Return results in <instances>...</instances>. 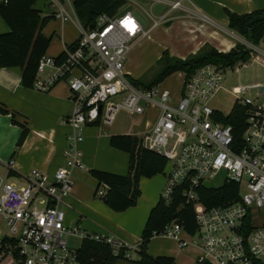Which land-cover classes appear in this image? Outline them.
I'll list each match as a JSON object with an SVG mask.
<instances>
[{
	"label": "built area",
	"instance_id": "2783aa9c",
	"mask_svg": "<svg viewBox=\"0 0 264 264\" xmlns=\"http://www.w3.org/2000/svg\"><path fill=\"white\" fill-rule=\"evenodd\" d=\"M49 1L56 7V17L71 21L63 6L69 0ZM181 1L172 2L170 8L180 9ZM127 6L114 16H98L93 27L84 28L77 21L78 38L71 50L66 49L61 63L45 55L40 58L33 89L46 92L57 82L67 83L73 107L65 123L71 132L63 164L51 176L32 170L20 179L23 185L9 182L1 172H10L14 160L0 158V221L9 230V235L0 236V259L9 257L17 264H85L65 239L80 237L108 246L113 255L123 251L122 259L132 261L131 253L137 247L123 244L112 234L85 235L78 228L68 229L60 206L74 185L73 172L85 171L78 146L85 128H108L119 112L140 116L155 109L159 111L157 120L152 130L141 135L140 144L167 160L163 200L168 202L177 186L185 183L189 187L184 196L194 209L196 225L193 234L177 223L160 235L172 239L179 249L196 248L198 263L264 264V221L253 224L264 218V82L231 91L234 104L247 108L240 140H235L231 125L217 121L228 114L209 105L221 90L226 72H237L255 56L264 58V52L243 40L250 60L234 67L207 63L189 75L183 73L178 98L159 84L137 87L124 72L125 58L165 16L141 17L134 8L126 10ZM202 20L208 22L205 17ZM260 65L264 69V63ZM47 68L53 73L39 79ZM249 90L256 92L254 100L244 98ZM220 174L219 187L233 182L238 195L207 209L198 202L193 188H207L205 184ZM95 195L104 197L105 188Z\"/></svg>",
	"mask_w": 264,
	"mask_h": 264
},
{
	"label": "crops",
	"instance_id": "0c3cea01",
	"mask_svg": "<svg viewBox=\"0 0 264 264\" xmlns=\"http://www.w3.org/2000/svg\"><path fill=\"white\" fill-rule=\"evenodd\" d=\"M143 1H145V4L141 0H125V5L132 6L139 13L141 12L138 8L141 9L144 12V14H141L144 16L151 15L153 18L165 16L161 23L154 28V30L157 28L161 29L160 33L162 38H164L155 43L158 46L157 60L164 52L168 53L169 57H176L183 60L188 55L197 53L206 44L214 47L220 53L228 52L237 43H240L239 40L243 38L238 35L239 37H235L238 38V41L235 42L226 37L227 35L223 36L224 33L222 34L221 30H225L220 24L227 27V12L242 15L264 9V0H182L180 9L170 8L172 2L179 0ZM41 3V9L44 12L42 15L44 17H52V20L41 31L45 37L51 39L45 56L56 61V58L62 53H65L66 49L77 40L79 33L76 22L79 20L74 12L72 0L63 2V6L70 15L71 21H62L56 17V7L49 0H44ZM203 17L208 22L206 20L203 21ZM8 30L7 24L0 17V34H6ZM227 33L231 35L230 32ZM53 36H57L58 38L52 41ZM262 43L264 44V42ZM261 50L264 52L263 49ZM127 56L125 58V64L127 63ZM250 63H258L261 67L260 64L264 63V58L255 56V60L250 61ZM124 72L130 79H142L134 78L128 69V65H124ZM52 73L53 70L47 68L44 72L40 73L38 78L46 79ZM0 104L8 113L15 115L17 122L24 123L28 131L22 145L17 147L16 143L22 131L18 126L11 123L10 115H0V156L9 157L11 155L6 160L10 158L14 160L12 170L10 172L4 171L5 174L3 175L7 176V181L10 177H13L18 181L14 183L18 184L20 179L26 177L32 170H38L41 173H46L51 176L63 164V153L68 147L67 135L71 132L65 123L66 118L72 114L73 107L69 97L67 83L65 81L57 82L49 91L39 92L33 88L29 89L22 86L21 70L19 68H0ZM155 111L154 122L153 124L149 123L147 131L152 130L157 120L159 111ZM103 128L99 127L96 128L98 130L88 131L86 138L78 145L83 154L82 161L89 169L88 174L94 169L124 176L127 166H129L128 154L120 152L109 145V137L113 134L103 135L101 133ZM129 135L137 139L141 138V136L136 135V132L129 133ZM104 137H106L105 140H103ZM118 152L124 154L125 157L119 155ZM84 172L81 170L73 172L72 178L74 179V185L65 203L61 205L64 208L71 209L68 201L80 202L81 199H84L81 193L82 186L87 180L86 173ZM160 175L165 177L164 173L152 179L143 178L140 181L139 186H142V194L144 192L148 194L147 205L141 211H136L131 209V207L126 212H117L119 215H112L105 211L104 206L100 202L95 200L89 201L86 198L85 201L87 203L83 204L82 207H78L81 210L73 211L74 214L61 208L66 214L65 224L75 225L76 228L81 230L79 222H82L91 229L97 230L100 234H112L123 244L137 247L140 244V235L144 229V223L150 209L156 204L157 196H159V192L164 188L166 182L165 178ZM89 177L93 179L91 176ZM99 210L104 211L109 220L114 219V228L111 227V229H108L85 223L86 220L83 219V212L87 214L86 211H89L92 214H97ZM161 238L174 242L172 239L162 235L154 237L151 240ZM174 243L176 244V251L161 249L162 251L159 252V255L163 254L165 255L164 257H170L174 259L175 264H178V262L176 263L178 261L177 253L192 249L195 250V254L191 264L198 262L197 256L199 252L196 248L179 249L177 243ZM0 264L17 263H15L14 259L5 257L0 259Z\"/></svg>",
	"mask_w": 264,
	"mask_h": 264
},
{
	"label": "trees",
	"instance_id": "16d2710c",
	"mask_svg": "<svg viewBox=\"0 0 264 264\" xmlns=\"http://www.w3.org/2000/svg\"><path fill=\"white\" fill-rule=\"evenodd\" d=\"M39 1L44 0H7L5 3L0 1V17L9 29L6 34H0V68H19L22 86L29 89L33 88L37 64L46 54L51 40L41 31L52 20V17L42 15L43 10L38 5ZM125 3V0H72L74 12L84 28L93 27L100 15L114 16ZM227 17V27L230 31L253 45L264 42V9L242 15L227 12ZM73 44L68 49L71 50ZM65 58V53H62L56 58V64L61 63ZM248 60H250L249 53L240 43H237L230 51L221 53L206 44L197 53L188 55L183 60L169 57L168 53L164 52L157 60L159 68L156 73L152 74L149 79L142 78L132 81L137 87L151 88L163 82L174 72L189 75L207 63L234 67L238 62ZM246 111V107L234 104L228 115L217 118L222 125L233 127L235 140H240L243 134ZM0 115H10L11 123L22 131L16 143V146L20 147L28 133L26 126L24 123L17 122L15 115L8 113L1 104ZM109 145L128 154L129 166L126 175L94 169L89 174L97 182L94 195L100 186L105 187V205L109 210L122 213L134 207L141 197L140 181L143 178L152 179L159 174H164L168 164L163 156L143 147L140 140L131 135H112L109 137ZM188 188L185 183L177 186L168 202L160 196L150 209L140 235V244L137 246L136 254L139 258L136 264H175L174 259L170 257L153 258L149 256L147 247L152 238L160 236V233L171 224L178 223L188 234H193L196 229L194 209L186 202L184 196V191ZM193 192L198 202L207 209L238 195L237 186L233 182H227L218 188L195 187ZM80 245L78 256L85 264H117L123 260V251H120L118 255H113L110 248L104 244L84 239ZM196 264L207 263L197 262Z\"/></svg>",
	"mask_w": 264,
	"mask_h": 264
},
{
	"label": "rangeland",
	"instance_id": "374dc122",
	"mask_svg": "<svg viewBox=\"0 0 264 264\" xmlns=\"http://www.w3.org/2000/svg\"><path fill=\"white\" fill-rule=\"evenodd\" d=\"M142 2L145 1L141 0ZM42 1H39L38 5L41 8V3ZM138 8V7H137ZM138 10L144 14V12L138 8ZM46 12V11H45ZM44 13V12H43ZM150 22H148L147 26L145 27L148 28ZM220 26L226 31L221 30L223 36H226L228 38H230L231 40L237 42L238 38H235L238 36V34L234 33L233 31H230L228 29V27H225L223 24ZM159 28H157L156 30H154V32L146 39L142 40L141 42H139L136 47H134L130 53L127 56V63L125 64L126 66L128 65V69L131 71V74L134 78L139 79V78H144V79H149L150 76L154 73H156V71H158L159 68V64L157 62V49L158 46L155 44L157 41H160L164 38H162L161 33H160ZM227 32H230L231 35ZM76 35V34H75ZM234 35V36H232ZM239 37V36H238ZM58 37L53 36L52 37V41L56 40ZM240 43L243 41V39L239 40ZM243 44V43H241ZM258 47H260L261 49L264 50V44L261 43L260 45H258ZM247 65L241 66L239 67V70L237 72H232L233 70H230L229 72H226L223 80H222V84H221V90L213 97V99L210 102V107L218 110L219 112H221L222 114H229L231 112V108L233 107L234 103H235V96L232 94V89L236 88L238 86H251V85H255L258 83H263L264 82V70L263 68H261L258 63H254V64H250V62L246 63ZM182 72H174L172 73L171 76L167 77V79H165L163 82H161L159 85L161 88L163 89H167L170 91V93L177 98L179 96V90H180V86L182 83ZM256 92L253 90H249L247 91L246 95L244 96V98H248L251 100H254L256 97ZM147 112L144 115H129L126 112H119L116 117L114 118L113 123L108 127V128H103V131L101 133H103V135H107V134H113V135H121V134H125L129 135V133H135L138 136L143 135V133L145 131L148 130L149 123L153 124V120H154V115H155V110L152 109H148L146 110ZM98 127L95 126H91V127H87L85 128V131L83 133L84 139L87 136L88 131L91 130H98L96 129ZM106 137L103 138V140H105ZM119 153V152H118ZM119 155H122V157H125L124 154L119 153ZM11 156V155H10ZM9 156V157H10ZM9 157H1L0 158L2 160H6ZM83 162V161H82ZM85 166V172L86 173V181L84 183V185L82 186V190L81 193L84 197V199H81V203L75 202V201H68L70 208L71 209H66L63 206L60 207V209L62 208L63 210H68L69 212L73 213V211H77V210H81V208L78 207H82L83 204L87 203L85 200L86 198H88L87 200H95L97 202H100L104 208L105 211L111 213L112 215H119L117 212L109 210L105 204L101 201L100 197H98L97 195H93L95 188L97 186V183L95 182L94 179H90V175L88 174V167L85 163H83ZM128 171V166H127V170L126 173ZM168 171V166L165 168L163 173H166ZM2 174H5L4 171L1 172ZM125 173V175H126ZM161 177L165 178L163 175H160ZM222 177L223 175H219L218 178H216L213 181H208L205 185L206 187H219L221 185L222 182ZM10 182H18L17 179H14L13 177H10V179L8 180ZM144 181V180H143ZM143 183V182H142ZM166 183V182H165ZM18 185H23V181L20 180V182L18 183ZM142 186H139V189L141 190V197L138 199L137 204L132 207L131 209H134L136 211H141V209H143V207L145 208L147 205V198H148V194L147 193H143L142 194ZM99 189L103 190V187L100 186ZM163 188L162 190L159 192V196H157V201L159 199V197L163 194ZM87 196V197H86ZM66 201V199H65ZM144 205V206H143ZM87 214L85 212H83V219L86 220L85 223H88L89 225H98L100 227L103 228H108L111 229V227L114 228V219L109 220L106 213L104 211L99 210V212H97V214H92L89 211H86ZM264 218H261L259 221H255L253 224L255 225H259L260 222H263ZM80 228H81V232L84 233L85 235H94V233H98L100 234V232H98L97 230H93L91 229L88 225L79 222ZM68 229H75L76 226L75 225H66ZM116 229V228H115ZM5 235H9V230L6 228L5 224L3 222L0 221V236H5ZM65 239H67V243L69 245V247L73 250H78V248H80V243L82 241V239L80 237L75 238V237H66ZM161 249H166V250H174L176 251V244L174 242H170L166 239H156V240H151L149 242V245L147 247V254L149 256H153V257H161V256H165L163 254L159 255L162 250ZM195 254V250L192 249H187V251L185 252H181V253H177V259L178 261H176V263L178 262V264H191V262L193 261V256ZM138 255L135 252L131 253V262L130 261H119L118 264H134L135 262L138 261Z\"/></svg>",
	"mask_w": 264,
	"mask_h": 264
},
{
	"label": "water",
	"instance_id": "95a60500",
	"mask_svg": "<svg viewBox=\"0 0 264 264\" xmlns=\"http://www.w3.org/2000/svg\"><path fill=\"white\" fill-rule=\"evenodd\" d=\"M125 9H126V10H131V9H132V6H127ZM122 12H123V11H121V13H122ZM136 13H139V12L136 11ZM139 14H140L141 17H143V16L141 15V13H139ZM101 201L105 203V201H106V196L102 197V198H101Z\"/></svg>",
	"mask_w": 264,
	"mask_h": 264
}]
</instances>
